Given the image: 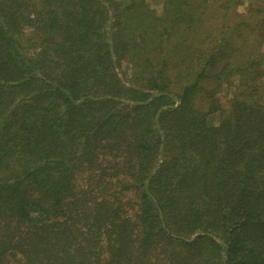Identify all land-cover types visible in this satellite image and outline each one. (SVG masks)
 I'll list each match as a JSON object with an SVG mask.
<instances>
[{"label": "trees", "instance_id": "1", "mask_svg": "<svg viewBox=\"0 0 264 264\" xmlns=\"http://www.w3.org/2000/svg\"><path fill=\"white\" fill-rule=\"evenodd\" d=\"M160 9L0 0V264H264V0Z\"/></svg>", "mask_w": 264, "mask_h": 264}, {"label": "rangeland", "instance_id": "2", "mask_svg": "<svg viewBox=\"0 0 264 264\" xmlns=\"http://www.w3.org/2000/svg\"><path fill=\"white\" fill-rule=\"evenodd\" d=\"M149 3L151 4L152 7H154L158 12H160V7H161V0H149Z\"/></svg>", "mask_w": 264, "mask_h": 264}]
</instances>
